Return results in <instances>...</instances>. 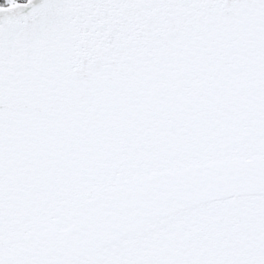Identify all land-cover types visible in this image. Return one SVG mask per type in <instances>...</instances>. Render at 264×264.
<instances>
[{"label": "snow or ice", "instance_id": "6c2138e0", "mask_svg": "<svg viewBox=\"0 0 264 264\" xmlns=\"http://www.w3.org/2000/svg\"><path fill=\"white\" fill-rule=\"evenodd\" d=\"M0 264H264V0H0Z\"/></svg>", "mask_w": 264, "mask_h": 264}]
</instances>
